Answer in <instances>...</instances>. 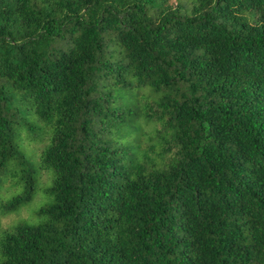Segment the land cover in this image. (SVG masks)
<instances>
[{
	"label": "trees",
	"instance_id": "16d2710c",
	"mask_svg": "<svg viewBox=\"0 0 264 264\" xmlns=\"http://www.w3.org/2000/svg\"><path fill=\"white\" fill-rule=\"evenodd\" d=\"M28 115L0 264H264V0H0V179Z\"/></svg>",
	"mask_w": 264,
	"mask_h": 264
},
{
	"label": "rangeland",
	"instance_id": "374dc122",
	"mask_svg": "<svg viewBox=\"0 0 264 264\" xmlns=\"http://www.w3.org/2000/svg\"><path fill=\"white\" fill-rule=\"evenodd\" d=\"M31 127L27 134H31L29 140L20 134V142L18 149L23 154L25 160V167L13 162L10 163L4 174L0 179V201L5 202L11 196L16 195L20 192V188H13L14 183L20 178L22 171L31 170L35 175V183L33 185L32 199L29 203L21 206L16 212L0 218V229H9L16 224L26 223L29 225H35L41 220L34 216V213L42 207H45L51 203L50 198L45 195V190L50 187L51 175L48 171H45L40 166L36 150L35 143H39L43 139L44 127L41 123L37 122L34 116H27L26 120ZM31 140V141H30ZM30 143V144H29Z\"/></svg>",
	"mask_w": 264,
	"mask_h": 264
}]
</instances>
